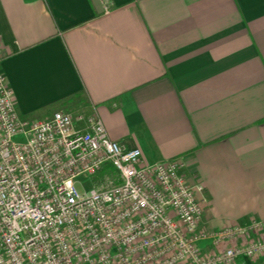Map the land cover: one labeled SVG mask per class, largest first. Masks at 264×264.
Here are the masks:
<instances>
[{
  "label": "crops",
  "instance_id": "1",
  "mask_svg": "<svg viewBox=\"0 0 264 264\" xmlns=\"http://www.w3.org/2000/svg\"><path fill=\"white\" fill-rule=\"evenodd\" d=\"M0 38L19 114L83 92L142 161H183L203 230L264 222V0H0Z\"/></svg>",
  "mask_w": 264,
  "mask_h": 264
},
{
  "label": "built area",
  "instance_id": "2",
  "mask_svg": "<svg viewBox=\"0 0 264 264\" xmlns=\"http://www.w3.org/2000/svg\"><path fill=\"white\" fill-rule=\"evenodd\" d=\"M4 54L0 38V63ZM13 93L0 73V264L264 257L262 221L201 228L204 187L187 185L180 159L145 163L141 149L111 139L95 113L21 115ZM207 242L212 252L204 251Z\"/></svg>",
  "mask_w": 264,
  "mask_h": 264
},
{
  "label": "trees",
  "instance_id": "3",
  "mask_svg": "<svg viewBox=\"0 0 264 264\" xmlns=\"http://www.w3.org/2000/svg\"><path fill=\"white\" fill-rule=\"evenodd\" d=\"M88 99L83 92L69 95L63 99H60L57 103L50 105V107L60 106V109H66L67 107L70 109L78 108L80 105H88Z\"/></svg>",
  "mask_w": 264,
  "mask_h": 264
},
{
  "label": "rangeland",
  "instance_id": "4",
  "mask_svg": "<svg viewBox=\"0 0 264 264\" xmlns=\"http://www.w3.org/2000/svg\"><path fill=\"white\" fill-rule=\"evenodd\" d=\"M85 105H83V106H79L78 108H74V109H70V108H66V109H57V110H65V111H68V112H71V113H73V114H80V112L81 111H83L82 110V108L84 107ZM81 108V109H80ZM82 113V112H81ZM36 119H40V118H36ZM87 188H86V190H90L91 189V185L88 183L87 184V186H86Z\"/></svg>",
  "mask_w": 264,
  "mask_h": 264
}]
</instances>
